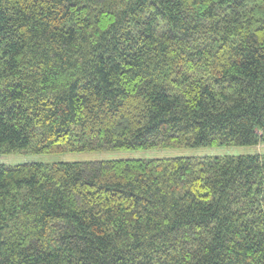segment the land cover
<instances>
[{"label": "trees", "instance_id": "obj_1", "mask_svg": "<svg viewBox=\"0 0 264 264\" xmlns=\"http://www.w3.org/2000/svg\"><path fill=\"white\" fill-rule=\"evenodd\" d=\"M264 0H0V264H264Z\"/></svg>", "mask_w": 264, "mask_h": 264}, {"label": "rangeland", "instance_id": "obj_2", "mask_svg": "<svg viewBox=\"0 0 264 264\" xmlns=\"http://www.w3.org/2000/svg\"><path fill=\"white\" fill-rule=\"evenodd\" d=\"M264 149L260 144L256 150ZM253 146L222 145L216 147H200L189 149H138L127 151H90V152H67L62 154H36L31 151L0 153V164L14 166L26 162L54 163L63 161H93L114 158H160L175 157L180 155L206 156V155H241L253 153Z\"/></svg>", "mask_w": 264, "mask_h": 264}]
</instances>
